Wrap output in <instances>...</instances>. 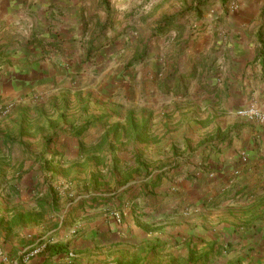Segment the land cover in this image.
Wrapping results in <instances>:
<instances>
[{
	"label": "crops",
	"instance_id": "obj_1",
	"mask_svg": "<svg viewBox=\"0 0 264 264\" xmlns=\"http://www.w3.org/2000/svg\"><path fill=\"white\" fill-rule=\"evenodd\" d=\"M104 2L125 5L0 0V264H197L203 250L211 264L213 251L261 247L264 126L235 113L264 110V23L197 6L181 9L196 17L185 25L180 8L158 10L144 43L175 35L178 59L134 77L139 102L102 111L76 81L98 83L95 65L126 41Z\"/></svg>",
	"mask_w": 264,
	"mask_h": 264
},
{
	"label": "rangeland",
	"instance_id": "obj_2",
	"mask_svg": "<svg viewBox=\"0 0 264 264\" xmlns=\"http://www.w3.org/2000/svg\"><path fill=\"white\" fill-rule=\"evenodd\" d=\"M114 1V0H113ZM125 5H117V8H115L114 2H104L102 3V7H105L106 10H111L116 12L115 18L117 21H115L116 27L114 28V25L109 26L110 32L113 33L114 38L119 34L126 36V41L120 40L115 43L113 47H111L110 52L113 57L106 58L109 59V62H106V60L100 59V63L98 67L95 65V72L100 70V80L98 83L95 82V84L92 83V80L90 77H83L80 81H76L77 85H93L95 87V93L85 95L87 100L94 101L95 104L98 102L100 104L92 107H98L100 110L104 111L108 109V106L114 101L120 97L118 100L122 102L124 105L128 101H140V94L138 95V91L141 88L142 80L136 81L134 77H136L138 74L143 75V71L147 69H153V70H162V68L169 69L174 64L176 59H178L179 54H177L175 51L177 48H175V33L173 32L174 36H166L164 40H153L151 41V45H147L144 43L148 38H151L150 35L152 34L151 27H154L155 22L158 21L160 16L155 15L158 10H162L164 12H170V11H177L178 8H180L179 19H184V24H188L191 19L192 22H196L194 19L195 16L187 15L183 13L181 9H194L197 8V6H205L204 8H208L207 11L214 10L217 7H222L225 10H228V13H230V5L233 3L236 5L237 10L235 13H233V16H239L241 17L239 23V28L245 27L248 29L249 24L252 22L257 23H264V0H124ZM123 6L125 8H123ZM178 7V8H177ZM123 8V9H122ZM164 8V10H163ZM248 8L249 10L247 11ZM206 11V10H205ZM247 11V14L242 15V12ZM126 12V13H125ZM191 12V11H190ZM126 14V15H122ZM226 13V15H228ZM185 16H187L185 18ZM200 16V15H197ZM190 17V18H189ZM147 19H153L151 20V23H146L145 21ZM127 21V23H123L124 21ZM243 23V24H242ZM126 24L125 26H123ZM246 24V25H245ZM123 26V27H122ZM115 29V30H114ZM126 29V30H124ZM114 30V32H113ZM182 30V29H181ZM183 31V30H182ZM248 32V30H247ZM194 35V34H192ZM262 35L264 37V29L262 31ZM113 37V36H112ZM163 39V38H162ZM175 49V50H174ZM179 50V49H178ZM169 51L170 55L166 57L164 60H166V64L162 65L164 62L163 60H160L158 58V53ZM150 52L153 54L152 57H150ZM177 54L176 57H173V54ZM115 58V60H113ZM152 58V59H151ZM173 58V59H172ZM93 59H96V56H94ZM152 60L151 63L154 68H147L146 65H148V61ZM148 60L146 63L145 61ZM172 62V63H171ZM109 65H112L111 72L108 70L102 71L104 66L108 67ZM162 65V66H161ZM114 69L117 70V72L122 73L119 74V76H116L115 78H112L114 74ZM92 72H89L90 74ZM118 75V74H117ZM160 76L158 77V79ZM157 80V79H156ZM146 86L152 85L153 80H146ZM85 87V86H84ZM118 87L122 88L124 87L125 90H120ZM144 87V86H143ZM119 89V90H117ZM127 93L126 95H123ZM80 99L82 97V94L79 95ZM92 97V98H90ZM93 102V103H94ZM90 109L85 110V112H88ZM98 110V109H97ZM92 111V110H91ZM90 111V112H91ZM9 193L11 190L8 191ZM9 193H5V199L9 200L10 196ZM233 245V244H232ZM238 247H240L238 245ZM264 245L261 244V247L256 249H248L244 250L243 248H234L231 247L230 249L227 248L228 253H212L211 255V264H264V251H263ZM255 250V251H254ZM195 260L197 264L200 263V261L204 264L206 261V258L208 256V253H206L204 250L201 253L194 254ZM3 258V257H2ZM262 262V263H260Z\"/></svg>",
	"mask_w": 264,
	"mask_h": 264
},
{
	"label": "built area",
	"instance_id": "obj_3",
	"mask_svg": "<svg viewBox=\"0 0 264 264\" xmlns=\"http://www.w3.org/2000/svg\"><path fill=\"white\" fill-rule=\"evenodd\" d=\"M232 13L236 12L237 7L235 4H231L229 7ZM235 116L239 119H243L246 121H253L258 123L261 126H264V110L258 109L256 106H248L244 109H240L236 111ZM116 223H121V218L119 215H113ZM45 245H42L41 248H37L33 251L27 252L23 255V261H28L31 257L36 256ZM73 256L72 253L68 254V257Z\"/></svg>",
	"mask_w": 264,
	"mask_h": 264
},
{
	"label": "trees",
	"instance_id": "obj_4",
	"mask_svg": "<svg viewBox=\"0 0 264 264\" xmlns=\"http://www.w3.org/2000/svg\"><path fill=\"white\" fill-rule=\"evenodd\" d=\"M163 31L164 30H160V31H158V33L161 34ZM129 126L131 127V129L134 127V125H132V124H129Z\"/></svg>",
	"mask_w": 264,
	"mask_h": 264
}]
</instances>
